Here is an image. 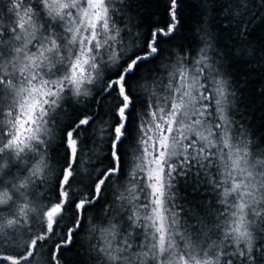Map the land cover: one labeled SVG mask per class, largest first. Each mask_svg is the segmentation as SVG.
I'll use <instances>...</instances> for the list:
<instances>
[{
    "label": "snow or ice",
    "instance_id": "6c2138e0",
    "mask_svg": "<svg viewBox=\"0 0 264 264\" xmlns=\"http://www.w3.org/2000/svg\"><path fill=\"white\" fill-rule=\"evenodd\" d=\"M261 28L264 0H0V264H264Z\"/></svg>",
    "mask_w": 264,
    "mask_h": 264
},
{
    "label": "trees",
    "instance_id": "16d2710c",
    "mask_svg": "<svg viewBox=\"0 0 264 264\" xmlns=\"http://www.w3.org/2000/svg\"><path fill=\"white\" fill-rule=\"evenodd\" d=\"M185 15H186V17H188V23L189 24L195 23V17L197 15V9L195 7V3L192 4L190 9L186 10ZM262 34H264V28H261L260 30H258L256 35L259 36ZM253 76H255V74H253ZM257 116H259V113H257ZM257 123H259L258 119H257ZM102 204H103V202H101V204L96 205V208L88 210V213H87L88 219H86L84 221V227L81 230V234L78 238V243L80 240H86L87 239L88 226L92 222V218L97 216L98 214H100ZM66 255L72 256L74 259L78 258V257H76L75 252L67 253Z\"/></svg>",
    "mask_w": 264,
    "mask_h": 264
}]
</instances>
